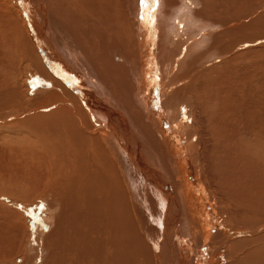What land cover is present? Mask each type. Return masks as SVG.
Returning a JSON list of instances; mask_svg holds the SVG:
<instances>
[{
    "label": "bare ground",
    "instance_id": "6f19581e",
    "mask_svg": "<svg viewBox=\"0 0 264 264\" xmlns=\"http://www.w3.org/2000/svg\"><path fill=\"white\" fill-rule=\"evenodd\" d=\"M254 1L0 0V169L59 210L55 229L23 226L19 264L262 262ZM5 209L15 259L24 217Z\"/></svg>",
    "mask_w": 264,
    "mask_h": 264
},
{
    "label": "rangeland",
    "instance_id": "374dc122",
    "mask_svg": "<svg viewBox=\"0 0 264 264\" xmlns=\"http://www.w3.org/2000/svg\"><path fill=\"white\" fill-rule=\"evenodd\" d=\"M15 1L16 0H10V3H12L14 6H16L17 4L15 3ZM260 1H262V0H260ZM259 3V4H258ZM253 4H255L254 5V7L256 8V12H255V16H256V21H255V19L253 20V21H255V23L256 22H262L263 24L262 25H264V3H260L259 1L257 2V1H254V3ZM258 4V5H257ZM257 5V6H256ZM260 9V10H259ZM260 16H259V15ZM263 14V15H262ZM257 25V24H256ZM258 25H259V23H258ZM257 25V26H258ZM256 30H258V31H261V28H260V30H259V28H256ZM31 31V30H30ZM0 43H1V39H0ZM3 57H5L4 55H3ZM6 60V59H5ZM5 60H4V62H5ZM0 61H2V63L0 64V77H1V75H2V77H3V75L5 74V72H4V70H5V65H6V63H4L3 62V58H2V60L0 59ZM3 65V66H2ZM3 67V69H2V67ZM260 69V68H259ZM2 70H3V72H2ZM6 72H7V70H5ZM260 71V74H261V76L263 77L264 76V67H261V69L259 70ZM262 71V72H261ZM4 77H5V75H4ZM32 78H30V79H28V81H27V85H30L32 82ZM30 95L31 93H30V91H29V93H27V95ZM2 133H3V131H2ZM5 134V133H4ZM4 134H1L0 133V137H3L4 136ZM5 165H7L6 166V168L5 169H3L4 167H1L2 169H0V202H1V206H3L4 208H7V209H5V211H7L8 213H11V212H13V211H17V213H19V215H21V216H23L24 217V219H18V220H15V222L17 223V227H19V225L21 226V228L19 227V232H18V235H22V234H24V235H22V236H18L17 237V240H19V238L21 239V237H22V239H21V241H20V244H18V245H20L21 247H22V255H19V254H17L16 256H15V259L13 258V256L10 258L9 256H7V257H5L4 259H1L0 258V264H13V260H14V262L16 263V264H19V263H21V262H24L25 261V259L27 260V262H28V260H29V254H27L28 252H26L27 250H25L24 251V247H25V245H26V241H27V235H26V233H25V231L22 229L23 228V226H24V228L26 227L27 229L29 228H32V227H36L35 225H37V224H39L40 222L41 223H47L48 224V227H50V228H48V229H50L51 230V228H53V229H55V227H56V223H58V215H59V213H58V205H57V203H53V207L51 206L50 208L49 207H46V201H41L40 200V198H41V196L38 194V196L37 195H35V197H33L32 196V194L33 193H35V192H31V191H34V186L33 185H31V183H28L27 181H25V180H22V178H23V176H21L20 174L17 176L16 174H17V172H19V171H17L16 169H14L15 168V166L13 167V169L14 170H16V172H14V173H12L13 174V176H12V174H11V172L12 171H14V170H12V165L11 164H6L5 163ZM10 166V167H9ZM8 167V168H7ZM10 169V171L11 172H9V171H7V170H9ZM5 172V174H3V173ZM10 173V174H9ZM16 173V174H15ZM2 174V175H1ZM11 175V176H10ZM17 178H16V177ZM20 176V177H19ZM13 182V183H12ZM22 182V183H21ZM25 182H26V184H25ZM20 184V185H19ZM12 185H14V187L12 186ZM4 186L6 187V186H8L7 188H8V191H13V192H15V189H16V186H17V189H18V191H16V193L15 194H17V195H11L10 193H8L7 195L5 194V189H4ZM14 189H13V188ZM22 187V188H21ZM26 187H27V189H26ZM9 188L11 189V190H9ZM34 188V189H33ZM13 189V190H12ZM20 189H22V190H20ZM33 189V190H32ZM23 190L24 191H26V192H23ZM7 191V190H6ZM20 191H21V193L23 194V196H20V195H22V194H19L20 193ZM12 192V193H13ZM18 192V193H17ZM26 193V194H25ZM29 193H32V194H29ZM30 195V196H29ZM34 195V194H33ZM16 196V197H15ZM27 196V198H25V197ZM31 196H32V198H31ZM40 197V198H39ZM31 200L32 199V201H29V200ZM34 199V200H33ZM31 203V204H30ZM44 204V205H43ZM55 205V206H54ZM45 216H46V218H45ZM39 218H43V219H39ZM1 219L3 220H5V217H1V215H0V221H1ZM1 221L0 222V224H2V225H0L1 226V230H2V228H4L3 227V225H5V224H7V223H5L6 221ZM40 220V221H39ZM44 221V222H43ZM50 224H49V223ZM52 222V223H51ZM55 223V224H54ZM46 224V225H47ZM54 224V225H53ZM180 227V226H179ZM181 228V227H180ZM48 229H44V234H46V233H48L50 230H48ZM36 230V229H35ZM30 231V233H32V230L30 229L29 230ZM47 231V232H46ZM21 232V233H20ZM23 232V233H22ZM34 232V231H33ZM43 234V235H44ZM260 234V233H259ZM258 235V233L256 234V236ZM26 236V237H25ZM16 240V241H17ZM18 242V241H17ZM22 242L23 243H25V244H22ZM35 251V250H34ZM36 252V251H35ZM237 253H239V251L237 252ZM48 253L47 252H45V250L44 251H42V253H41V256H39V257H37L36 259H35V261H33V263L34 264H45L44 262H45V257H46V255H47ZM19 255V256H18ZM31 256V255H30ZM8 257L10 258V259H8ZM7 258V259H6ZM13 258V259H12ZM28 258V259H27ZM23 260V261H22ZM41 261V262H40ZM262 262H260L259 261V264L261 263V264H264V259L262 258V260H261ZM226 263H227V261H226Z\"/></svg>",
    "mask_w": 264,
    "mask_h": 264
},
{
    "label": "snow or ice",
    "instance_id": "6c2138e0",
    "mask_svg": "<svg viewBox=\"0 0 264 264\" xmlns=\"http://www.w3.org/2000/svg\"><path fill=\"white\" fill-rule=\"evenodd\" d=\"M151 2L153 4H155V3H158V0H151ZM141 4L145 5V6H148V0H141Z\"/></svg>",
    "mask_w": 264,
    "mask_h": 264
}]
</instances>
